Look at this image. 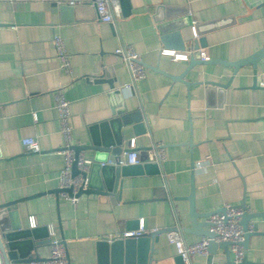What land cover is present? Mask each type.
<instances>
[{
    "label": "crops",
    "instance_id": "crops-1",
    "mask_svg": "<svg viewBox=\"0 0 264 264\" xmlns=\"http://www.w3.org/2000/svg\"><path fill=\"white\" fill-rule=\"evenodd\" d=\"M71 1L0 0V204L19 200L0 209V244L6 245L1 228L16 212L22 230L35 231L30 240L41 258L50 254L51 226L69 264H98V240L120 238L142 221L152 236L134 244L124 264H183L166 232L178 225L187 243L203 236L188 229L191 193L200 222L225 204L264 214V57L237 69L218 62L264 46V0H118L113 24L100 21L94 0ZM54 34L69 53V73L59 66ZM193 39L201 40L204 63L189 67V59L160 53L189 52ZM120 44H131L147 68L134 87L114 54ZM57 91L69 101L73 146L88 142L90 126L116 119L110 129L123 136L118 158L134 148L141 163H156L153 146L161 144L156 171L121 178L114 194H81L75 203L59 197ZM25 137L36 138L40 151L26 150ZM82 152L94 160L93 150ZM115 159L108 153V161ZM250 224L257 233L248 238V259L264 264V215ZM229 259L217 247L211 264H233ZM192 264H208L207 256Z\"/></svg>",
    "mask_w": 264,
    "mask_h": 264
},
{
    "label": "built area",
    "instance_id": "built-area-1",
    "mask_svg": "<svg viewBox=\"0 0 264 264\" xmlns=\"http://www.w3.org/2000/svg\"><path fill=\"white\" fill-rule=\"evenodd\" d=\"M118 0H94L93 7L97 13L98 18L102 22L113 24L115 16L119 14ZM74 4L75 1L70 2ZM195 34V33H194ZM197 38V34L194 35ZM53 48L55 50L56 57L59 62L60 68L65 72H70V59L69 53L66 49L63 39L54 34L51 38ZM197 51L200 54V60H206V57L199 48ZM194 52L177 51L173 49H162L160 53L171 56L176 61L186 62L190 55ZM115 56H117L125 65L129 75V85L134 87L139 80L145 77L147 68L141 61L140 54L134 49L131 44H120L114 50ZM54 108L56 111V118L59 125V132L62 137V148L60 153L64 157L63 166L58 175V195L72 203L78 200V193L80 190H86L88 188V177H83L80 173L72 175V164L75 161L76 167L80 172H88L93 161L87 158L82 151L79 152L77 158L74 157L73 145L71 143V126L69 122L70 111L69 101L63 96L60 91L54 93ZM134 142H131V147H134ZM22 146L32 152H39L40 146L38 141L34 137H25L21 139ZM164 159V150L161 144H154L151 161L161 163ZM108 164H114L112 161H107ZM124 165H134L141 163L139 159V153L134 148L128 149L121 161ZM101 162V165H104ZM198 167L202 166V163L197 164ZM67 189H70L69 193ZM244 213V209L241 206H234L225 204L221 209L212 213L207 221L211 224L209 230L215 234L213 240L215 242L228 241L230 242V252L233 255V264H241L244 256V249L242 242L244 240V230L240 224L241 216ZM30 225L34 226V219L30 217ZM248 230H252L250 224ZM145 232L143 222L141 221L137 229L125 231L120 237L138 238ZM50 254L47 258L42 260H33L28 264H68V258L66 248L62 240L55 237V232L50 226ZM167 239L175 246L177 255L181 258L183 264H192V258L195 256H206L208 254L209 238L202 236L200 240L187 243L184 240L181 228L176 225L170 228L166 232ZM0 264H3V258L0 254Z\"/></svg>",
    "mask_w": 264,
    "mask_h": 264
},
{
    "label": "water",
    "instance_id": "water-1",
    "mask_svg": "<svg viewBox=\"0 0 264 264\" xmlns=\"http://www.w3.org/2000/svg\"><path fill=\"white\" fill-rule=\"evenodd\" d=\"M124 1V0H120ZM186 24L191 25V20L189 17L186 16L185 18ZM162 31L163 27H158ZM201 42V40H200ZM200 42L196 40H192V50L194 52L189 57V67L194 66L195 64L204 63L206 60H200V54L197 49L200 46ZM178 47L180 49H185V43L182 39L178 41ZM264 57V46L261 47L259 50L253 52L250 56L246 58H242L236 60L234 62H225L224 60H218L221 63H229L231 64L234 69H237L243 64L250 63L255 65V62L258 61L260 58ZM159 70V69H158ZM161 71V70H159ZM167 74V73H166ZM169 77L174 79H179L181 76L167 74ZM181 79V78H180ZM123 121V120H122ZM117 122L116 119H110L103 122H98L89 127V139L87 143L74 145V157L77 158L78 154L82 150H93L95 152V157L93 163L90 166V172H80L77 167L75 161L72 164V175L81 174L83 177H88V188L86 190H80L77 194L80 196L81 194H105L110 195L114 194L116 186L121 182V178L142 174L143 172H155L156 171V163H138L134 165H124L121 163V159L118 157L122 152V145H123V136L120 131H111L110 127H114V124ZM112 127V128H113ZM128 151V150H126ZM112 153L115 155L114 164H108V153ZM101 162H104V165H101ZM70 193L71 190L67 189ZM59 192V190H57ZM41 193H36L31 196H27L22 199H28L30 197H36L42 195ZM188 201H190V211H189V218H190V226L188 227L189 231L197 232L209 238L208 244V254L207 262L211 264L212 262V255L214 254L217 247H223L229 259V246L230 242L228 241H221L215 242L213 240L215 234L209 230L211 224L206 222L198 221L200 218V213L196 211L195 205L193 202V196H188ZM19 200H13L7 203L0 204V209L8 205H16ZM244 209V213L241 216L240 224L244 230V240L242 242L243 249H244V256L241 264H258L252 262L248 259L246 247L248 238L257 233L256 225H252V230L249 231V220L252 217H258L264 215L262 213H249L246 210L245 204L240 205ZM216 211V210H215ZM215 211L206 212L204 215L207 219L208 217L214 213ZM4 212L1 211L0 214ZM264 213V212H263ZM11 219V225L6 228H1L2 237L6 241V245L4 246L2 243L0 244L1 255L3 258V262L5 264H10L11 262L16 263L20 259H28L29 262L33 260H42L45 258H41L36 248L33 246L32 241L30 240L31 236H35V231L32 229H24L22 230L20 223L18 222L17 213L10 212L9 213ZM185 231V230H184ZM151 237L152 234H145L143 233L138 238L127 237V238H115L108 241V239H101L98 240L96 243L97 250H98V264H124L126 263L129 258L133 257L134 251V244H139L143 237ZM39 244V243H37ZM36 244V245H37ZM34 250V256H30V252ZM29 257V258H28ZM180 258V257H179ZM229 263H233L229 259ZM69 264V262H68Z\"/></svg>",
    "mask_w": 264,
    "mask_h": 264
}]
</instances>
